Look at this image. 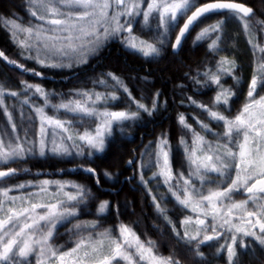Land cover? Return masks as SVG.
Segmentation results:
<instances>
[{"label":"trees","instance_id":"1","mask_svg":"<svg viewBox=\"0 0 264 264\" xmlns=\"http://www.w3.org/2000/svg\"><path fill=\"white\" fill-rule=\"evenodd\" d=\"M35 1L38 0H0V85L14 94L23 86H37L53 103L60 101L66 102L64 105L83 106L81 92L85 86L98 85L99 80L109 84L108 76L114 75L122 84L116 88V84L110 82L113 96L103 94L99 98L100 95H94L92 99H98L99 105L124 109L134 116L132 122H123V132H116L101 153L91 158L89 155L69 159L36 156L15 159L0 167V170L13 171L11 176L0 180V196L9 189L13 194L18 187L42 189L48 181L63 182L76 191L70 198L32 207L28 211L30 215L19 222L17 231H11L9 244L0 248V261L10 257L9 264H40L41 261H35L33 252H26L30 246L43 248L44 253L50 252L45 256L48 258L52 252L70 250L108 233L109 240L119 246L115 252L111 246V264H160L151 260L150 254L162 259L164 264H264V241H261L264 233L259 231L260 224L251 229L245 222L247 226L241 229L243 225L240 223L238 227L235 221L225 224V216L222 220L207 219L209 225L198 238L186 240L183 235L182 239L166 216L174 222L181 221L186 209L180 207L177 199L171 198L173 191L161 181L156 170V146L162 144L170 152L173 172L170 180L175 187L183 189L185 184H194L198 189L193 190L201 191L196 192V197L219 190L221 199L227 203L224 210L240 204L249 208L247 214L255 205L247 197L256 194L259 200L253 213H264V209H258L264 201V189L253 191L247 185L240 188L238 182L233 184V176H228L225 182L217 178L201 179V182L194 180L192 174L197 172L198 164L190 152L193 139H202L198 148L200 154L212 149L211 144H204L205 140L209 142L213 137L218 141L226 140L220 133L226 125H235L232 120L247 107L248 87L260 67L259 77L263 84L258 87L257 96L264 93V0H230L252 8L253 13L247 18L251 22L248 28L240 23L239 13L235 12L208 14L200 18L178 53H172L171 44L188 13L206 2L227 0H140L142 8H146L150 1L157 4L161 1L185 3L187 6L162 37L155 26L137 30L141 37L156 46V55L145 58L126 50L119 40H110L84 63L65 69L32 61L7 30V20L23 22L29 18ZM207 27L215 29L197 40L198 34ZM247 31L255 35L252 47L246 40ZM220 58L233 62L230 68L226 67L230 71L223 77L231 94L224 102L215 104L213 98L218 90L212 82H205L202 73L206 66ZM6 99L15 101L11 93ZM23 105L22 109L28 108L30 113L28 102ZM30 121L27 122L28 128L36 132V119ZM76 125L73 123L77 131L83 126ZM184 137L188 141V153L179 146ZM213 146L222 147L220 142ZM221 181L224 183L219 186ZM1 200L0 197V203ZM209 203L205 202L204 207ZM102 205L106 206V212L101 215ZM51 229L53 233L46 238ZM125 233L127 241L130 239L128 243L123 238ZM237 235L240 237L234 240L231 255L228 245L224 247L222 243L227 236L236 238ZM142 248L147 255L139 252ZM14 251L16 256L10 254Z\"/></svg>","mask_w":264,"mask_h":264},{"label":"rangeland","instance_id":"2","mask_svg":"<svg viewBox=\"0 0 264 264\" xmlns=\"http://www.w3.org/2000/svg\"><path fill=\"white\" fill-rule=\"evenodd\" d=\"M140 4V0H38L35 1L33 11L26 21L7 20L6 27L12 39L21 45L25 55L37 64L50 68L65 69L82 64L110 40H119L126 50L150 58L158 53V49L149 40L141 37L137 30L140 28V30H147L149 26L151 28L155 26L157 30H160L159 36L162 37L167 27H172L187 6L185 3L165 1L159 4L150 1L146 4V8H142ZM238 17L240 23L248 28L251 22L241 14H238ZM212 29L215 28L207 27L201 31L197 40L208 36ZM246 33L248 44L251 43L250 46H254L255 44L252 43L256 41L255 35L251 31ZM215 63L206 66L202 74L205 82L210 81L217 88L218 93L213 100L215 104H218L230 97L229 92L231 91L224 85L223 77L230 71L226 67L230 68L233 62L220 58ZM261 71V67L257 68L252 79L254 81L248 87L247 107L237 115V119L232 120V124L235 125L232 127L226 125L220 133V136H224L226 140L218 141L215 137L209 142L205 140L204 144H211L212 149H209L207 153H201L202 155L198 151L202 139L191 141L192 151L190 152L193 158L196 157L195 164H198L197 172L192 174L194 180L201 182V179L217 178L225 182L224 179L233 176L234 185L238 182L240 188L246 185L250 188L252 181L264 176V93L257 96V89L263 84L259 77ZM108 77L111 83L116 84V88L122 84L114 75ZM231 78L238 79L235 76ZM99 81L98 85L87 84L81 92L83 106L72 105V103L64 105L66 102L61 103L60 101L53 103V100L48 95L46 98L45 92H41L37 86H23L17 92L18 94H14L0 85V167L15 159L25 160L28 157L50 155L69 159V157L89 155L91 158L94 154L101 153L116 132H123L125 129L122 127L123 122H132L131 118L134 113L129 114L124 109L122 111L110 109L103 104L99 105L98 99L93 100L94 95H100L99 98H102L103 94L109 97L114 94L110 82L107 84L104 80ZM9 93L15 101L6 99ZM26 102L30 105V113L28 108L27 110L22 109ZM33 118L36 119L34 130L37 133L33 132L32 128L29 129L27 125V122L31 123L30 120L33 121ZM88 118L93 119L90 121L87 120ZM73 123L77 124V127L83 126L77 131L73 128ZM188 130L191 129L188 128ZM216 142H220L222 146L220 149L213 146ZM187 144V139L181 138L179 146L185 150V153L189 150ZM156 147L157 176L159 175L161 181L173 191L171 198L177 199L180 207L186 209L181 221L174 222L166 216L182 239L183 235L186 236V240L198 238L209 225L207 219L222 220L224 216L227 217L225 221L223 219L225 224L228 222L232 224L235 221L238 222V227L240 223L243 225L241 229L247 225L252 229L260 224L259 231L264 233V213L262 211L253 213V208L257 206L259 200L258 195L247 197L255 204L248 214L249 208L246 209L240 204L236 208L230 207L224 210L227 203L222 200V195H219L222 192L219 190L208 196L196 197V192L201 191L196 190L198 186L194 184H185L183 189L175 187L170 180L173 175L170 168V152H167L162 144ZM218 150L222 152H217ZM223 181L219 186L223 185ZM43 186L44 188L37 190L18 187L12 191L13 194H10L11 189L2 192L0 196L2 199L0 203V248L9 244L8 237L11 231H17L20 226L19 222L30 215L28 211L32 210V207L49 205V203L58 202L76 194L74 188L63 182L48 181ZM193 188L196 189L193 190ZM215 188L217 189L218 186L212 189ZM208 201L211 208L209 204L204 207V203ZM102 206L99 213L101 215L106 212V206ZM259 208L264 209V201L258 205ZM23 214L26 215L23 216ZM52 233L51 229L47 232L46 238ZM128 233L131 234L129 231ZM107 236L109 234L105 233L101 237L90 239L87 243L74 246L61 253L52 252L51 257L48 258L45 256L50 252L44 253L46 251L43 248L30 246L26 252L28 254L33 252L35 261H41L40 264H111L113 261L110 256L111 246L114 252L119 250V246L114 240L110 241ZM238 237L240 236L237 235L236 238L227 236L226 241L222 243L224 247L228 245L231 255L233 242L238 240ZM123 238L126 243L130 241V239L127 241L126 233ZM261 241H264L263 236ZM139 252L144 255L148 254L143 248ZM15 253L14 251L10 254L16 256ZM148 257L156 263H165L153 254ZM10 260H12L10 257L2 258L0 264H9Z\"/></svg>","mask_w":264,"mask_h":264},{"label":"water","instance_id":"3","mask_svg":"<svg viewBox=\"0 0 264 264\" xmlns=\"http://www.w3.org/2000/svg\"><path fill=\"white\" fill-rule=\"evenodd\" d=\"M235 12L241 14L245 18H249L252 15V8L246 6L241 2L235 1H216V2H206L205 4L196 6L188 15L184 18V21L177 30L174 40L171 44L172 53H178L182 48V45L187 37V34L195 27L197 21L205 17L208 14H216L223 12ZM13 174L12 170L3 169L0 170V180H4ZM250 188L253 191L264 189V176L258 177L252 182Z\"/></svg>","mask_w":264,"mask_h":264}]
</instances>
